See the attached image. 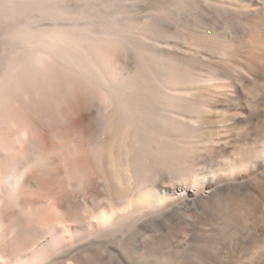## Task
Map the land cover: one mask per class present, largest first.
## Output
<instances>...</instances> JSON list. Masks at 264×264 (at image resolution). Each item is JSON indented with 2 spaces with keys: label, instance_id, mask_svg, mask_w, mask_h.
Here are the masks:
<instances>
[{
  "label": "bare ground",
  "instance_id": "1",
  "mask_svg": "<svg viewBox=\"0 0 264 264\" xmlns=\"http://www.w3.org/2000/svg\"><path fill=\"white\" fill-rule=\"evenodd\" d=\"M142 2L10 19L0 264H264V0Z\"/></svg>",
  "mask_w": 264,
  "mask_h": 264
},
{
  "label": "rangeland",
  "instance_id": "2",
  "mask_svg": "<svg viewBox=\"0 0 264 264\" xmlns=\"http://www.w3.org/2000/svg\"><path fill=\"white\" fill-rule=\"evenodd\" d=\"M92 1L93 0H0V45H2V47L0 46V49L2 50L5 42L8 41V39H9L8 34L12 35V33H13L11 31H9L13 27L12 25L10 26L9 24L14 23L12 21L10 22L11 18H12L11 20H21V21L26 22V23L30 22L29 24H42L43 21L48 20L47 22H43V24L44 23L46 24V23H49L50 21L52 22V20H54L53 18L55 17V15L50 14L49 10L56 8V9H63L68 14L67 19H66V16H64V17L62 16V18H64L65 20H67L70 23L63 21L64 19L62 20V18H61L60 20L63 21V23L65 22L66 24H71V25L77 24L78 25L79 24L78 22L81 21L80 23L82 24L84 21L85 23L82 25L86 26V24H87L89 26V24H90L89 22L92 21L95 23L94 24L95 26L98 27L100 25L99 28H101L102 26H105V27L108 26L106 23H105L106 25H101L105 21L106 16L111 15L108 13V11L110 13H113L112 15H114V13H115L114 11L117 10L115 13V16L117 15L116 16L117 18L118 17L121 18V16H122V18L120 20L118 19L121 26H126L128 28H130V27L134 28L138 24H142L143 21L141 22V20H144L145 14L148 13V8L146 6H144L143 4H141V3H143L142 0H134V4H128L126 7L115 8V10L113 9L114 11L112 10L113 12H111V10L108 8V6H106L108 4L107 0H105V2H103L104 5H101V6L106 7V8L103 7L105 9L104 11L100 5H99V7H101L102 9H100L97 6L98 3L102 4V2H100V1L94 2L93 1V3H95V4L97 2V4L95 5L92 3ZM138 1H139V4H136ZM9 4H10V6H9ZM94 6H97V10L100 9L102 11V13H99L101 11L100 10L97 11L96 7H94ZM106 9H107V11H106ZM15 11L16 12L19 11V12H17V14H16ZM119 11H121V12H119ZM62 12H64V11H62ZM104 12L105 13L107 12V13L105 14ZM122 12H123V14L120 16V13H122ZM117 13H119V15ZM101 14H103V15L101 16ZM125 14L129 15V18H130V16H133L132 19L127 18L128 16L126 17ZM49 15L51 17H49ZM104 15H105V18L103 17ZM15 16H16V18H15ZM123 16H125V17H123ZM47 17H49V18H47ZM100 17L103 18L104 20L103 19L101 20ZM55 18H56L55 21H57L58 17H55ZM124 18H125V20H124ZM50 19H52V20H50ZM71 19H72V22L70 21ZM128 19L130 22L128 21ZM39 21H41V22L39 23ZM61 21H58V22H61ZM101 21H103V22H101ZM81 24H79V25H81ZM91 24L93 25V23H91ZM6 26H9V27H6ZM4 27H6L8 29H4ZM6 30H8V31H6ZM6 36H8V37H6ZM3 40H4V42H3ZM1 42H3V44ZM130 46H128L127 48H122L123 51H121V53L124 52V49H125L128 52L127 54L131 55V56H128V59L131 58L129 60H132L134 58L136 60L137 59L136 56L138 53L136 54L134 52V51H136V49H134V50L131 49L133 51V53L130 54L132 52L131 50L129 51ZM135 47L136 46H134V48ZM131 48H133V47H131ZM137 52H138V50H137ZM139 53H140V51H139ZM133 56H135L136 58ZM138 57H139V55H138ZM134 59L132 61H134ZM213 133H214V131L208 130V131H205L203 133H200L202 135L201 136L199 135V136L201 138L204 136H207L209 134H210V136H212ZM208 137L209 136H207L206 138H208ZM212 165L215 166V163H213ZM198 168L208 170L209 165L200 164V165H198ZM213 202H214V200H212V201L211 200H205L201 203V205L202 206H205L206 204L212 205ZM197 212H200V211L197 210L196 213Z\"/></svg>",
  "mask_w": 264,
  "mask_h": 264
}]
</instances>
